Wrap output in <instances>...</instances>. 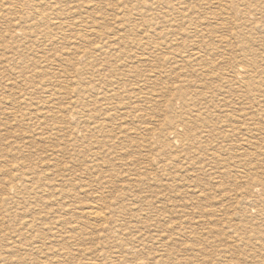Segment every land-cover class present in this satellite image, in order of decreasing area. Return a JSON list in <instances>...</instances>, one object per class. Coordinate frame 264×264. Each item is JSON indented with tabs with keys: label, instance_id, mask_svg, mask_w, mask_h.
Wrapping results in <instances>:
<instances>
[{
	"label": "rangeland",
	"instance_id": "1",
	"mask_svg": "<svg viewBox=\"0 0 264 264\" xmlns=\"http://www.w3.org/2000/svg\"><path fill=\"white\" fill-rule=\"evenodd\" d=\"M163 4L157 0H0V264H264V114L254 117L257 122L247 116L232 119L243 125L229 132L228 123L218 124L217 131L224 135L220 140L229 137L220 147L209 139L202 148L182 143L186 129L198 127L193 112L200 110V118L207 117L203 111L211 109V99L217 104L228 96L243 97L235 105L241 109L248 106L246 99L264 100V0L258 6L253 3L254 7L251 0ZM240 8L249 13L241 14ZM167 28L171 36L165 33ZM199 43L208 69L193 54L202 47ZM246 49L258 50L253 54L257 73L250 84L244 76L251 67L243 66L246 74H238L235 68ZM189 51L194 58L188 54L189 62H184ZM234 68L238 76L230 81L227 76ZM204 74L212 79L204 81ZM211 89L215 98L208 97ZM68 106L74 118L72 112H65ZM165 114L176 117L171 118L175 127L163 125ZM209 127L207 122L195 131L199 135L205 131L206 140ZM217 131L208 134L218 137ZM187 151L191 155L186 157ZM174 173L179 175L176 180ZM249 173L260 182H248ZM89 204L100 206L105 219L98 222L81 214Z\"/></svg>",
	"mask_w": 264,
	"mask_h": 264
},
{
	"label": "bare ground",
	"instance_id": "2",
	"mask_svg": "<svg viewBox=\"0 0 264 264\" xmlns=\"http://www.w3.org/2000/svg\"><path fill=\"white\" fill-rule=\"evenodd\" d=\"M113 1H114V0H113ZM150 1H151V0H150ZM157 1H158V3H164L166 6H167V5L170 6L175 0H157ZM177 1H178V0H177ZM236 1H237V0H236ZM251 1H252V4H251V5H253V7H254V4H255V5L259 4V1H260V0H251ZM185 2H187V1H185ZM191 2H192V1H191ZM245 2H246V1H245ZM248 2H249V1H248ZM152 3H153V2H152ZM178 3H179V2H178ZM233 3H235V2H233ZM246 3H247V2H246ZM249 3H250V2H249ZM253 3H254V4H253ZM164 4H163V5H164ZM176 4H177V3H176ZM244 4H245V3H244ZM203 5H204V4H203ZM240 5H241V3H240ZM248 5H249V4H248ZM171 6H172V5H171ZM181 6H182V5H181ZM241 6H243V5H241ZM241 6H240V7H241ZM257 6H258V5H257ZM262 6H263V8H264V5H262ZM218 7H219V6H218ZM227 7H228V6H227ZM231 7H232V6H231ZM231 7L229 8L230 11H231ZM248 7H249V6H248ZM211 8H212V7H211ZM235 8H237L236 5H235ZM238 8H239V6H238ZM244 8L246 9V7H244ZM161 9H162V8H161ZM168 9H170V7H169ZM168 9H167V10H168ZM225 9H226V8H225ZM245 9H242V11L245 10ZM247 9H248V8H247ZM256 9H259V8H256ZM158 10H160V9H158ZM165 10H166V9H165ZM167 10H166V11H167ZM171 10H172V9H171ZM203 10H204V9H203ZM205 10H206V9H205ZM226 10H228V9H226ZM249 10H251V9H249ZM252 10H253V9H252ZM30 11H31V10H30ZM177 11H178V10H177ZM223 11H224V10H223ZM238 11L240 12V11H241V8H240V10H238ZM238 11H237V12H238ZM242 11H241V12H242ZM245 11L247 12L248 10H245ZM245 11H244V12H245ZM257 11H258V10H257ZM224 12H225V11H224ZM231 12H233V11H231ZM241 12H240V13H241ZM244 12H242V13H244ZM167 13H168V12H167ZM169 13H170V10H169ZM233 13H234V12H233ZM242 13H241V14H242ZM248 13H249V11H248ZM262 13H264V10L262 11ZM262 13H261V15H263ZM153 14H154V13H153ZM183 14H184V13H183ZM226 14H227V13H226ZM251 14H252V13H251ZM259 14H260V13H259ZM229 15L231 16L232 14H229ZM252 15H253V14H252ZM252 15H250V17H251ZM176 16H177V15H176ZM227 16H228V15H227ZM259 16H260V15H259ZM259 16H257V17H259ZM221 17H222V16H221ZM241 17H242V16H241ZM254 17H255V16H254ZM262 17H263V16H262ZM262 17H261L260 19H262ZM232 18H233V16H232ZM246 18H247V16H246ZM251 18H252V17H251ZM167 19H168V15L165 17V20H163V21H165L164 23H166V24L168 23V22H167ZM175 19H176V18H175ZM215 19H216V18H215ZM169 20H170V19H169ZM183 20H184V19H183ZM257 20H258V18H257ZM257 20H256V21H257ZM170 21H172V20H170ZM180 21H181V20H180ZM239 21H240V20H239ZM256 21H254L253 24H254ZM148 22H149V21H148ZM249 22H250V21H249ZM93 24H94V23H93ZM93 24H92V25H93ZM157 24H158V23H157ZM166 24H165V25H166ZM193 24H194V23H193ZM251 24H252V23H251ZM256 24L258 25V23H256ZM256 24H254V26H256ZM261 24H262V22H261ZM150 25H151V24H150ZM182 25H183V24H182ZM198 25H199V24H198ZM162 26H163V25H162ZM168 26H172V25H168ZM206 26H207V25H206ZM220 26H221V25H220ZM251 26H253V25H251ZM262 26H263V25H262ZM150 27H151V26H150ZM158 27H159V26H158ZM183 27H184V26H183ZM187 27H188V26H187ZM187 27H186V28H187ZM203 27L205 28L204 25H203ZM216 27H217V26H216ZM165 28H166V26H165ZM184 28H185V27H184ZM195 28H196V27H195ZM204 28H203V29H204ZM256 28H257V26H256ZM260 28H261V27H260ZM263 28H264V26H263ZM191 29H192V28H191ZM209 29H210V28H209ZM219 29H220V28H219ZM249 29H250V28H249ZM252 29H254V27H253ZM252 29H251V30H252ZM163 30H164V29H163ZM175 30H176V29H175ZM251 30H250V31H251ZM254 30H255V29H254ZM260 30H261V29H260ZM260 30H258V31H260ZM263 30H264V29H263ZM166 31H167V32H166ZM166 31H165V33H166L167 35L169 34V36H171V35H170V32H169V30H168V28H167ZM179 31H180V30H179ZM201 31H202V30H201ZM206 32H208V31H206ZM206 32H205V33H206ZM209 32H210V31H209ZM263 32H264V31H263ZM263 32H262V33H263ZM171 33H172V32H171ZM201 33H202V32H201ZM253 33H255V32H253ZM262 33H261V34H262ZM161 34H162V33H161ZM174 34H175V33H174ZM214 34H215V33H214ZM256 34H257V33H256ZM261 34H260V35H261ZM162 35H164V34H162ZM176 35H177V34H176ZM193 35H194V34H193ZM206 35H207V34H206ZM206 35H205V36H206ZM212 35H213V34H212ZM212 35H211V36H212ZM1 36H2V35H1ZM1 36H0V37H1ZM30 36H31V35H30ZM201 36H202V35H201ZM203 36H204V35H203ZM209 36H210V35H208L207 37H209ZM213 36H214V35H213ZM213 36H212V38H213ZM258 36H259V35H258ZM261 36H262V35H261ZM261 36H260V37H261ZM219 37H220V38H224V37H221V36H219ZM215 38H216V37H215ZM257 38L259 39V37H257ZM163 39H164V38H163ZM202 39H203V38H201V40H202ZM208 39H209V38H208ZM236 39H237V38H236ZM251 39L253 40V38H251ZM255 39H256V38H255ZM261 39H264V38H261ZM211 40H212V41H211ZM211 40H210V41L213 43V39H211ZM217 40H218V39H217ZM240 40H241V39H240ZM259 40H260V39H259ZM166 41H167V40H166ZM169 41H170V40H169ZM204 41H206V39H205ZM221 41H222V40H221ZM226 41H227V40H226ZM236 41H237V40H236ZM244 41H245V40H244ZM246 41H247V40H246ZM195 42H196V41H195ZM207 42H208V41H207ZM207 42H206V43H207ZM228 42H229V40H228ZM230 42H231V41H230ZM250 42H251V41H250ZM260 42H261V41H260ZM57 43H58V42H57ZM129 43H130V42H129ZM223 43H224V42H223ZM245 43H246V42H245ZM254 43H255V42H254ZM140 44H141V43H140ZM174 44H175V43H174ZM192 44H193V43H192ZM194 44H195V43H194ZM199 44H200V43H199ZM199 44H198V46H199ZM208 44H211V43H208ZM219 44H220V43H219ZM226 44H228V43H225V45H226ZM252 44H253V43H252ZM257 44H258V43H257ZM200 45H201V44H200ZM202 45H203V44H202ZM202 45H201V46H202ZM206 45H207V44H206ZM206 45H205V46H206ZM222 45H223V44H222ZM248 45H250V43H248ZM4 46H5V45H4ZM198 46H197V47H198ZM201 46H200V47H201ZM207 46H208V45H207ZM212 46H213V45H212ZM260 46H261V45H260ZM191 47H192V45H191ZM197 47L195 46V47H193V49H194V48H197ZM246 47H247V46H246ZM251 47H252V46H251ZM6 48H7V47H6ZM203 48H204V47L202 46L199 50H198V48H197L196 51H195V49H194V51H193V54H195V56H196V55H199V56H200V57L198 56L199 59L201 58V59L199 60V62H198L199 65H202V63L204 62V61H203V56H202V54L200 55L201 50H202V51L204 50ZM205 48H206V47H205ZM210 48H211V45H210ZM242 48H243V47H242ZM253 48H254V46H253ZM156 49H157V48H156ZM213 49H214V48H213ZM240 49H241V48H240ZM240 49H239V51H240ZM244 49H245V48H244ZM175 50H176V49H175ZM186 50H187V49H186ZM186 50H184V51H186ZM188 50H190L189 47H188ZM197 50H198V51H197ZM205 50H206V49H205ZM233 50H234V49H233ZM262 50H263V49H262ZM184 51H182L181 53H183ZM239 51H238V52H239ZM255 51H256V50H251V49H250V50H248V49L244 50V51H243V58H240V60H239L240 63H241V65L235 66V68L238 70V74H239V73H242V74H246V73H248V74H247V78H246L245 76H244V78H245V81H247V83H249V84L253 81L252 78H253V76H254V73H255V75H256V73H257V72L255 71V70H256L255 68H257V64H258V63H257V58H255V57L253 56V54H254ZM257 51H258V50H257ZM257 51H256V52H257ZM259 51H260V50H259ZM173 52H174V51H173ZM232 52H234V51H232ZM232 52H231V53H232ZM17 53H18V52H17ZM163 53H164V52H163ZM181 53H179V54L181 55ZM186 53H187V52H186ZM203 53H204V52H203ZM205 53H206V51H205ZM236 53H237V51H236ZM257 53H258V52H257ZM259 53H260V52H259ZM263 53H264V52H263ZM173 54H174V53H173ZM176 54H177V53H176ZM188 54H190V51H189V52L187 53V55L185 56L186 59H183L184 62H189L188 60H189V57H190V56H189ZM191 54H192V53H191ZM191 54H190V55H191ZM193 54H192V55H193ZM208 54H209V53H208ZM92 55H93V54H92ZM145 55H146V54H145ZM148 55H151V54H148ZM174 55H175V54H174ZM203 55H204V57H205V54H203ZM206 55H207V54H206ZM261 55H263V54H261ZM67 56H68V55H67ZM77 56H78V55H77ZM82 56H83V55H82ZM86 56H87V55H86ZM146 56H147V55H146ZM177 56H179V55H177ZM183 56H184V55H183ZM256 56H257V55H256ZM56 57H57V56H56ZM150 57H151V56H150ZM150 57H149V58H150ZM171 57H172V56H171ZM246 57H248V58H246ZM253 57H254V58H253ZM138 58H139V57H138ZM143 58H144V57H143ZM146 58H147V57H146ZM151 58H152V57H151ZM151 58H150V59H151ZM172 58H173V57H172ZM193 58H194V55H193ZM206 58H207V57H206ZM208 58H209V57H208ZM212 58H213V57H212ZM218 58H220V57L218 56ZM259 58H261V57L259 56ZM128 59H129V58H128ZM147 59H148V58H147ZM164 59H165V58H164V55H163V60H164ZM170 59H171V58H170ZM174 59H175V58H174ZM191 59H192V58H191ZM191 59H190V60H191ZM145 60H146V59H145ZM152 60H153V59H152ZM154 60H155V58H154ZM168 60H169V59H168ZM175 60H176V59H175ZM194 60H196V59H194ZM210 60H212V59H210ZM220 60H222V57H221ZM142 61H143V60H142ZM192 61H193V60H192ZM192 61H191V64H193ZM202 61H203V62H202ZM208 61H209V60H208ZM260 61H261V60H260ZM263 61H264V59H263ZM139 62H141V61L139 60ZM147 62H148V61H147ZM155 62H156V61H155ZM179 62H180V61H178L177 64H179ZM193 62H195V61H193ZM206 62H207V61H206ZM214 62H215V61H214ZM214 62H213V63H214ZM38 63H39V62H38ZM142 63H143V62H142ZM144 63H145V62H144ZM152 63H153V62H152ZM166 63H167V62H166ZM181 63H182V61H181ZM181 63H180V65H181ZM195 63H196V62H195ZM198 63H196V64L198 65ZM221 63H222V62H221ZM221 63H220V64H221ZM240 63H238V64H240ZM136 64H137V63H136ZM167 64H168V63H167ZM177 64H175V66H176ZM191 64H188V68H189V65H191ZM203 64H205V63H203ZM214 64H215V63H214ZM247 64H248V65H247ZM133 65H134V64H133ZM137 65L140 66L139 63H138ZM137 65H136V66H137ZM146 65H147V64H146ZM157 65H158V63H157ZM180 65H179V67H180ZM183 65H184V64H183ZM186 65H187V64H186ZM205 65H206V67H207V69H208V66H207L208 63L205 64ZM205 65H204V66H205ZM215 65H216V64H215ZM249 65H250V66H249ZM251 65H252V66H251ZM262 65H263V64H262ZM69 66H70V64H69ZM139 66H138V67H139ZM210 66H211V65H210ZM210 66H209V67H210ZM243 66H246V67H248V68L251 67V68H249V71H250V72H246V73H245V71H247L248 69L244 71V69H243L244 67H243ZM263 66H264V65H263ZM194 67H195V66H193V69H194ZM196 67H197V66H196ZM215 67H216V66H215ZM258 67H259V66H258ZM261 67H262V66H261ZM184 68H186V67H184ZM204 68H205V67H204ZM235 68H234L232 71H230L231 73H229V75L227 76L228 79H229V78H232V77H233V78L236 77L235 75H237V74H236L237 70H235ZM263 68H264V67H263ZM40 69H41V68H40ZM193 69H192V70H193ZM195 69H197V68H195ZM200 69H201V68H200ZM212 69H213V67H212ZM218 69H219V68H218ZM188 70H189V69H188ZM192 70H191V72H192ZM197 70H198V69H197ZM216 70H217V68L215 69V72H217ZM258 70H260V67H259ZM261 70H262V69H261ZM30 71H31V70H30ZM30 71H29V72H30ZM193 71H194V70H193ZM200 71L203 72L204 70H203V71L200 70ZM211 71H212V70H211ZM218 71H219V70H218ZM33 72H34V71H33ZM206 72H207V71H206ZM206 72H204V73H206ZM213 72H214V71H213ZM198 73H199V71H198ZM208 73L210 74V72H208ZM208 73H207V74H208ZM211 73H212V72H211ZM249 73H250V74H249ZM260 73H261L260 75H261V77H262V73H263V72H260ZM192 74H193V73H192ZM194 74L197 75L196 72H195ZM199 74H200V73H199ZM213 74H215V73H213ZM38 75H40V73H39V74L37 73L36 77H38ZM41 75H42V74H41ZM204 75H205V74H204ZM215 75H216V74H215ZM226 75H227V74H226ZM258 75H259V74H258ZM34 76H35V75H34ZM202 76H203V75H202ZM216 76H217V75H216ZM218 76H219V75H218ZM218 76H217V77H218ZM223 76H224V75H223ZM237 76H238V75H237ZM240 76H241V75H240ZM263 76H264V75H263ZM18 77H19V76H18ZM18 77H17V78H18ZM39 77H40V76H39ZM47 77H48V76H47ZM197 77L200 78L201 76L199 75V76H197ZM211 77H212V76H211ZM254 77H255V76H254ZM17 78H16V79H17ZM30 78H31V77H30ZM202 78H203V77H201V80H203ZM207 78H208L207 75H205V77H204V81H205ZM215 78H216V77L214 76V79H215ZM219 78H220V76H219ZM237 78H238V77H237ZM257 78H258V76H257ZM257 78H256V79H257ZM6 79H7V78H6ZM20 79H21V78H20ZM26 79H27V78H26ZM36 79H37V78H36ZM38 79H39V78H38ZM38 79H37V80H38ZM42 79H43V78H42ZM209 79H212V78H209ZM209 79H207V80H209ZM214 79H213V80H214ZM222 79H223V77H222ZM225 79H226V78H225ZM246 79H248V80H246ZM256 79H255V80H256ZM259 79H260V77H259ZM17 80L19 81V79H17ZM22 80L25 81V79H22ZM28 80H29V79H28ZM32 80L35 81V77H34V79H32ZM32 80H29V81L32 82ZM152 80H153V79H152ZM187 80H188V79H187ZM216 80H218V79H216ZM226 80H227V79H226ZM229 80H230V79H229ZM251 80H252V81H251ZM29 81H28V82H29ZM126 81H127V80H126ZM197 81H199V79H198ZM210 81H212V80H210ZM230 81H231V80H230ZM238 81H239V80H238ZM256 81H257V80H256ZM261 81H262V79H261ZM263 81H264V80H263ZM16 82H17V81H16ZM22 82H23V81H22ZM206 82H207V81H206ZM208 82H209V81H208ZM208 82H207V83H208ZM214 82H215V81H214ZM233 82H234V81H233ZM235 82H236V81H235ZM240 82H242L241 84H243V81H240ZM12 83H13V82H12ZM17 83H18V82H17ZM23 83H24V82H23ZM25 83H26V82H25ZM183 83H184V82H183ZM204 83H205V82H204ZM204 83H203V84H204ZM229 83H230V82H229ZM237 83H238V82H237ZM254 83H255V81L253 82V84H254ZM7 84H8V83H7ZM15 84H16V83H15ZM15 84H14V85H15ZM21 84H22V83H20L19 85L21 86ZM27 84H28V83H27ZM29 84H30V83H29ZM153 84H154V83H153ZM194 84H195V82H194ZM208 84H209V83H208ZM231 84H232V83H231ZM233 84H234V83H233ZM235 84H236V83H235ZM239 84H240V83H239ZM244 84H245V82H244ZM249 84H248V85H249ZM253 84H252V85H253ZM5 85H6V84H5ZM5 85H4V86H5ZM9 85H10V84H9ZM9 85H8V87H9ZM16 85H17V84H16ZM16 85H15V86H16ZM25 85H26V84H24V86H25ZM161 85H162V83H161ZM205 85H206V83H205ZM237 85H238V84H237ZM248 85H246V86L244 85V86L247 87ZM258 85H259V83H258ZM196 86H197V85H196ZM202 86H203V85H202ZM207 86H208V85H207ZM210 86H211V85H210ZM235 86H236V85H235ZM240 86H241V85H240ZM244 86H243V88H244ZM254 86H255V84H254ZM259 86H261V85H259ZM12 87H13V85H12ZM18 87H19V86H18ZM69 87H70V86H69ZM175 87H177V86H175ZM175 87H173V88H175ZM178 87H179V86H178ZM178 87H177V89H179ZM191 87H192V86H191ZM203 87H204V86H203ZM237 87H238V86H237ZM251 87H252V86H251ZM257 87H258V86H257ZM31 88H32V87H31ZM31 88H30V89H31ZM185 88H186V87H185ZM206 88H207V87H206ZM238 88H239V87H238ZM240 88H242V87H240ZM247 88H248V87H247ZM247 88H246V89H247ZM258 88H259V87H258ZM10 89H11V88H10ZM167 89H168V88H167ZM181 89H182V88H181ZM199 89H200V88H199ZM202 89H203V88H202ZM254 89H255V88H254ZM8 90H9V89H8ZM14 90H16V89H14ZM138 90H139V89H138ZM185 90H186V89H185ZM203 90H205V89H203ZM209 90H210V89H209ZM211 90H212V89H211ZM247 90H248V89H247ZM251 90H252V89H251ZM251 90H249V91H251ZM261 90H262V89H261ZM261 90H260V91H261ZM263 90H264V88H263ZM263 90H262V91H263ZM2 91H3V90H2ZM5 91H6V90H5ZM28 91H29V90H28ZM33 91H34V90H33ZM133 91H134V90H133ZM135 91H136V90H135ZM175 91H176V89H175ZM194 91H195V90H194ZM196 91H200V90H196ZM207 91H208V90H207ZM217 91H218V90H217ZM240 91H241V90H240ZM240 91H239V92H240ZM249 91H248V92H249ZM255 91H256V89H255ZM30 92H31V91H30ZM166 92H167V91H166ZM176 92H178V91H176ZM181 92H182V91L179 90V94H180ZM191 92H192V91H191ZM191 92H189V93H190V94H193V92H192V93H191ZM200 92H201V91H200ZM203 92H204V91H203ZM209 92H210V91H209ZM209 92H208V93H209ZM253 92H254V91H252L251 93L253 94ZM81 93H82V92H81ZM184 93H186V92H184ZM189 93H188V96H189ZM194 93H195V92H194ZM196 93H197V92H196ZM245 93H247V92H245ZM259 93H261V92H259ZM28 94H29V93H28ZM165 94L167 95L168 93H165ZM186 94H187V93H186ZM197 94H198V93H197ZM202 94H203V93H202ZM214 94H216V92L214 93V91L212 90L211 93L208 94V97H209L210 95L213 96ZM261 94H262V93H261ZM163 95H164V94H163ZM163 95H162V96H163ZM166 95H165L164 97H166ZM177 95H178V94H177ZM199 95H201V94H199ZM204 95H205V93H204ZM243 95H245V94H243ZM246 95H247V94H246ZM246 95H245V96H246ZM250 95H251V94H250ZM258 95H259V94H258ZM24 96H25V94H24ZM78 96H79V95H78ZM152 96H153V95H152ZM155 96H156V95H155ZM158 96H159V95H158ZM181 96H182V93H181ZM181 96H180V97H181ZM183 96H184V95H183ZM205 96H206V95H205ZM223 96H224V95H223ZM235 96H236V95H235ZM240 96L242 97V95H240ZM245 96H244V98H245ZM262 96H264V93H263ZM19 97H20V95H19ZM19 97H18V98H19ZM87 97H88V96H87ZM145 97H146V96H145ZM170 97H171V96H170ZM197 97H200V96H197ZM201 97H202V96H201ZM201 97H200V98H201ZM206 97H207V96H206ZM206 97H203V98H206ZM213 97H214V96H213ZM215 97H216V95H215ZM215 97H214V98H215ZM225 97H227V96H225ZM237 97H238V96H237ZM248 97H249V96H248ZM248 97L246 96V98H248ZM22 98H23V96H22ZM22 98H21V99H22ZM25 98H27V97H25ZM190 98H192V97H190ZM193 98H194V97H193ZM203 98H202V99H203ZM210 98H211V96H210ZM227 98H228L227 100H219V102H217V104H216L215 101H213V102H215V105H213V102H211L212 99H211V101H209L210 99L208 98L209 100L207 99L206 101H209V102L211 103V105H210V103H209L211 109H208L207 111H205V110L203 111V109H202L203 112H206V116H207V117H205V118H200V117H202L200 114L203 115V113L200 112V110H195L193 113H194V116L197 117V121H198L197 124H198V127H192V130H191V128H190V129H186V127H184V128L186 129V131L184 130L185 132L183 133L182 143H184L185 145L189 146V148H192L193 146H197V145H198V147L202 148L204 144H209V143H210V144H213V145H218V146L220 145V146H222V143H224L225 140H228L229 137H228V135H227L228 138H226L225 140H222V141L220 140V137H224V135H222V133H220V132L217 131V129H219L218 124H220V123H223V124L228 123L227 125H228V127L230 128V129L228 130V132H229L231 129L235 130L234 128H237V127H240V125H243V123L241 124L240 121H239V122H236L237 120L232 122V121H231L232 119H236V118L238 119V118H242V117H244V116H247L246 118L249 117L248 120H251V119L254 120V119H256V122H257V118H254V117H257V116H258V117H261V116L264 114V110H262V106H264V104L262 105V102H264V100L262 101V100H260V99H258V100H257V99H252V100H249V99H246V100H245V99H243V100H245L246 105H248V106L245 107V106L242 105V109H241V108L239 107L240 105H238V104H243V103H241V102H243V101H242V98H243V97H242V98L239 97L240 100H237V99H236L237 101H241L240 103L237 104L238 107L240 108V109H239L238 107L235 106V105H236V102H237L235 99H233V100H232V99H229V98H230L229 96H228ZM232 98H233V97H232ZM253 98H254V97H253ZM258 98H260V96H258ZM261 98H262V97H261ZM12 99H13V97H12ZM15 99H16V98H15ZM188 99H189V97H188ZM218 99H219V98H218ZM223 99H225V98H223ZM262 99H263V98H262ZM7 100H8V99H7ZM16 100H17V99H16ZM18 100H20V99H18ZM18 100H17V101H18ZM129 100H130V99H129ZM133 100H134V99H133ZM193 100H194V99H193ZM193 100H192V101H193ZM196 100H198V98H196L194 101H196ZM3 101H4V100H3ZM8 101H9V100H8ZM17 101H14V102L16 103ZM20 101H21V100H20ZM23 101L25 102V100H23ZM188 101H189V100H188ZM190 101H191V100H190ZM203 101H205V100H203ZM10 102H12V101H10ZM43 102H44V101H43ZM140 102H141V101H140ZM161 102H162V101H161ZM198 102H199V101H198ZM201 102H202V101H201ZM201 102H200V103H201ZM3 103H4V102H3ZM21 103H22V102H21ZM186 103H187V102H186ZM188 103H189V102H188ZM190 103H191V102H190ZM206 103H207V102H205V104H206ZM18 104H19V102H18ZM22 104H23V103H22ZM22 104H21V105H22ZM129 104H130V103H129ZM160 104H161V103H160ZM184 104H185V103H184ZM191 104H192V103H191ZM194 104H195V103H193L192 105L194 106ZM203 104H204V102H203ZM1 105H2V104H1ZM8 105H9V104H8ZM10 105H11V104H10ZM14 105H15V104H14ZM14 105H13V107H14ZM16 105H17V103H16ZM19 105H20V104H19ZM68 105H69V104H68ZM70 105H72V103H71ZM131 105H132V104H131ZM185 105H186V104H185ZM187 105H188V104H187ZM192 105H191V106H192ZM195 105H197V104H195ZM209 105H208V106H209ZM220 105L225 107V108H224L223 110H221V111H220V107H219ZM22 106H23V105H22ZM203 106H204V105H203ZM203 106L201 105V107H203ZM205 106H207V105H205ZM234 106L236 107V109H233ZM11 107H12V106H11ZM184 107H185V106H184ZM187 107H188V106H187ZM199 107H200V106H199ZM243 107H245V108L243 109ZM5 108H6V107H5ZM9 108H10V107H9ZM19 108H20V107H19ZM188 108H189V107H188ZM188 108H187V109H188ZM204 108H206V107H204ZM207 108H208V107H207ZM0 109H1V108H0ZM14 109H15V107H14ZM49 109H50V108H49ZM53 109H55V108H53ZM164 109H165V108H164ZM166 109H167V108H166ZM180 109H182V107H181ZM180 109H179V111H180ZM187 109H186V110H187ZM190 109H191V108H190ZM194 109H195V108H194ZM194 109H193V110H194ZM196 109H197V108H196ZM228 109H233V110H228ZM263 109H264V108H263ZM2 110H3V109H2ZM15 110H17V109H15ZM18 110H19V109H18ZM18 110H17V111H18ZM21 110H22V109H21ZM65 110H67V111H65V112H72V108H71V106H68ZM73 110H74V109H73ZM186 110L184 111V113L186 112ZM188 110H189V109H188ZM3 111H6V110H3ZM10 111H11V109H10ZM10 111H8V113H9ZM19 111H20V110H19ZM19 111H18V112H19ZM176 111L178 112V110H176ZM50 112H51V111H50ZM57 112H59V111H57ZM181 112H182V110H181ZM189 112H190V110H189ZM13 113H14V112H13ZM19 113H20V112H19ZM60 113H61V112H60ZM73 113H74V111L72 112V114H70V113H69V114H70V116H73V118H74L75 115H74ZM187 113H188V111H187ZM14 114H15V113H14ZM27 114H28V113H27ZM75 114H77V113H75ZM166 114H167V113H166ZM166 114L164 115L163 125H164V126H169V125H171V124L173 125L174 122H175V120H174V122H173V120L171 119V118H173V117H168V116L166 117ZM168 114H169V113H168ZM173 114H174V113H173ZM8 115L10 116V114H8ZM20 115H21V114H20ZM46 115H47V114H46ZM170 115H171V113H170ZM180 115H182V113H181ZM191 115H192V114H191ZM204 115H205V114H204ZM5 116L7 117V114H6ZM11 116H12V115H11ZM21 116H22V115H21ZM77 116H78V115H76V117H77ZM172 116H174V115H172ZM176 116H177V115H176ZM182 116H183V115H182ZM182 116H181V117H182ZM16 117H17V115H16ZM25 117H26V116H25ZM45 117H46V116H45ZM57 117H58V116H57ZM68 117H69V116H68ZM177 117H178V116H177ZM184 117H187V118H188L187 115H184ZM184 117H183V118H184ZM8 118H9V117H8ZM17 118H18V117H17ZM17 118H16V119H17ZM19 118H20V117H19ZM39 118H40V117H39ZM51 118H52V117H51ZM71 118H72V117H71ZM174 118H176V117L174 116ZM174 118H173V119H174ZM190 118L192 119V117H190ZM246 118H244V120H245ZM11 119H12V118H11ZM11 119H10V120H11ZM14 119H15V118H14ZM23 119H24V118H23ZM114 119H115V118H114ZM177 119L179 120V118H177ZM193 119H195V118H193ZM193 119H192V120H193ZM208 119H210V120L208 121ZM258 119H259V120H262L263 118H261V119L258 118ZM53 120H54V119H53ZM60 120H61V119H60ZM94 120H95V119H94ZM187 120H188V119H187ZM187 120H185V121H187ZM242 120H243V118H242ZM4 121H5V120H4ZM12 121H13V120H12ZM14 121H15V120H14ZM14 121H13V122H14ZM18 121H19V119H18ZM23 121H24V120H23ZM23 121H22V122H23ZM185 121H184V123H186ZM188 121H190V120H188ZM194 121H195V120H194ZM263 121H264V120H263ZM15 122H16V121H15ZM19 122H20V121H19ZM19 122H18V123H19ZM39 122H40V121H39ZM94 122H95V121H94ZM179 122H180V120H179ZM181 122H182V120H181ZM207 122L211 124V128L209 127V128H208L209 130L207 129V134H206L207 137L204 136V137L207 138V139H206V140H203L202 134H203L205 131H204L202 134L199 135V133L196 132L195 130H196V129H200V128L202 129L203 126H204L205 124H207ZM246 122H247V121H246ZM250 122H251V121H250ZM254 122H255V120H254ZM56 123H57V122H56ZM79 123H80V122H79ZM84 123H85V122H84ZM86 123H87V122H86ZM188 123H189V122H188ZM195 123H196V122H195ZM251 123H252V122H251ZM263 123H264V122H263ZM94 124H95V123H94ZM176 124H177V123H176ZM176 124H175V125H176ZM244 124H245V123H244ZM253 124H254V123H253ZM56 125H57V124H56ZM78 125H79V124H78ZM86 125H87V124H86ZM190 125H191V124H190ZM190 125H188V126L190 127ZM236 125H237V126H236ZM247 125H249V124H247ZM254 125H255V124H254ZM256 125H257V124H256ZM16 126H17V125H16ZM26 126H27V125H26ZM154 126H155V125H154ZM173 126H174V125H173ZM177 126H178V125H177ZM179 126H182V125L179 124ZM184 126H186V125H184ZM193 126H195V125H193ZM196 126H197V125H196ZM208 126H209V125H208ZM249 126H250V125H249ZM259 126H260V125H259ZM95 127H96V126H95ZM95 127H94V128H95ZM150 127H151V126H150ZM174 127H175V126H174ZM182 127H183V126H182ZM199 127H200V128H199ZM252 127H253V126H252ZM255 127H256V126H255ZM260 127H261V126H260ZM260 127H257V128H260ZM6 128H8V127H6ZM58 128H59V127H58ZM163 128H164V127H163ZM170 128H172V127H170ZM178 128H179V127H178ZM180 128H181V127H180ZM180 128H179V129H180ZM206 128H207V127H206ZM246 128H247V127H243V129H246ZM60 129H61V128H60ZM248 129H249V128H248ZM203 130H204V129H203ZM256 130H257V129H256ZM258 130H259V129H258ZM95 131H96V130H95ZM129 131H130V130H129ZM171 131H172V129H171ZM198 131H199V130H198ZM210 131H212V132H213V131H217V134H218L219 136H218V137L214 136V137L211 138V136H209L210 134H208ZM250 132H251V131H250ZM250 132H249V133H250ZM88 133H89V132H88ZM170 133H173V132H170ZM197 133H198V135H197ZM200 133H201V132H200ZM205 133H206V132H205ZM238 133H239V132H238ZM244 133H245V132H244ZM249 133H248V134H249ZM22 134H24V133H22ZM29 134H30V133H29ZM41 134H42V133H41ZM179 134H181V133H179ZM212 134H213V133H212ZM259 134H260V132H259ZM87 135H88V134H87ZM172 135H173V134H172ZM175 135H176V134H175ZM229 135H230V134H229ZM177 136H179V135H177ZM0 138H1V137H0ZM215 138H216V139H215ZM208 139H209V143H207V142H208ZM179 140H180V138H179ZM216 140H219L220 142H218V141H216ZM24 142H25V141H24ZM178 143H179V142H178ZM180 143H181V142H180ZM235 143H236V142H235ZM26 144H27V143H26ZM26 144H25V145H26ZM99 144H100V143H99ZM184 144H183V147H185ZM100 145H101V144H100ZM180 145H181V144H180ZM98 146H99V145H98ZM218 146H217V147H218ZM220 146H219V147H220ZM167 147H168V146H167ZM213 147H215V146H213ZM217 147H215V148H217ZM16 148H17V147H16ZM77 148H78V147H77ZM165 148H166V147H165ZM186 148H187V147H186ZM207 148H208V147H207ZM227 148H228V147H227ZM24 149H25V148H24ZM192 149H194V148H192ZM204 149H205V148H204ZM217 149H218V148H217ZM219 149H220V148H219ZM14 150H15V149H14ZM18 150H19V149H18ZM186 150H187V149H186ZM200 150H201V149H200ZM202 150H203V149H202ZM79 151H80V150H79ZM182 151H183V150H182ZM182 151H181V152H182ZM191 151H192V152H195V150H194V151H193V150H190V152H191ZM204 151H205V150H204ZM212 151H213V150H212ZM84 152H85V151H84ZM198 152H199V151H198ZM195 153H196V152H195ZM205 153H206V152H205ZM205 153H204V154H205ZM210 153H212V152H210ZM21 154H22V153H21ZM83 154H86V153H83ZM185 154H186V157H187V155H191V153H189V151H187ZM257 154H258V153H257ZM7 155H8V154H7ZM77 155H78V154H77ZM183 155H184V154H183ZM198 155H199V154H198ZM198 155H197V156H198ZM201 155H202V154H201ZM201 155H200V156H201ZM8 156H9V155H8ZM94 156H95V155H94ZM259 156H262V155H259ZM10 157H11V156H10ZM190 157H191V156H190ZM192 157H194V156H192ZM192 157L190 158L189 161H190V162H193L192 164H195V163H194V162H195V161H194L195 158H192ZM195 157H196V156H195ZM183 158H184V157H183ZM188 158H189V157H188ZM38 159H39V158H38ZM50 159H51V158H50ZM54 159H55V158H54ZM186 159H187V158H186ZM15 160H16V159H15ZM51 160H52V159H51ZM56 160H57V159H56ZM179 160H180V159H179ZM184 160H185V158H184ZM189 161H188V162H189ZM199 161H200V160H199ZM0 162H1V161H0ZM3 162H5V161H3ZM39 162H40V161H39ZM39 162H38V163H39ZM41 162H44V161H41ZM47 162H49V160H48ZM52 162H53V161H52ZM52 162H49V163L52 165ZM186 162H187V161H186ZM35 163H36V162H35ZM35 163H33V164H35ZM172 163H173V162H172ZM14 164L16 165V163H14ZM19 164H20V163H19ZM41 164H43V163H41ZM50 164H49V165H50ZM54 164H56V161H55ZM47 165H48V164H46V166H47ZM168 165H169V164H168ZM12 166H14V165H12ZM33 166H34V165H33ZM39 166H41V165H39ZM39 166H38V167H39ZM44 166H45V165H44ZM55 166H56V165H55ZM55 166H54V167H55ZM170 166H171V165H170ZM170 166H169V167H170ZM14 167H17V166H14ZM21 167H22V165H21ZM23 167H24V166H23ZM29 167H30V166H28V168H29ZM35 167H36V166H35ZM96 167H97V166H96ZM169 167H168V168H169ZM28 168H27V169H28ZM47 168H48V167H47ZM157 168H158V167H157ZM160 168H161V167H160ZM190 168H191V167H190ZM2 169H3V168H2ZM18 169H19V168H18ZM18 169H17V172H18ZM35 169H37V168H35ZM51 169H52V168H51ZM51 169H50V170H51ZM19 170H20V169H19ZM37 170H38V169H37ZM46 170H47V169H46ZM48 170H49V169H48ZM48 170H47V171H48ZM155 170H156V169H155ZM4 171H5V170H4ZM8 171H9V170H8ZM13 171H14V170H13ZM29 171H30V170H29ZM38 171H40V170H38ZM10 172H11V171H10ZM14 172H15V171H14ZM25 172H26V171H25ZM27 172H28V171H27ZM33 172H34V171H33ZM33 172H32V173H33ZM71 172H72V171H71ZM173 172H174V171H173ZM183 172H184V171H183ZM11 173H12V172H11ZM18 173H19V172H18ZM18 173H17V174H18ZM22 173H24V172H22ZM42 173H44V172H42ZM47 173H48V172H47ZM168 173H169V172H168ZM170 173H171V172H170ZM177 173H178V170H177ZM8 174H9V173H8ZM13 174L17 175L16 172L13 173ZM13 174H11V175H13ZM19 174H21V173H19ZM27 174H28V173H27ZM33 174H34V173H33ZM36 174H37V173H36ZM64 174H65V173H64ZM73 174H74V173H73ZM98 174H99V173H98ZM249 174H250V173H249ZM249 174H248V178H247V181H248V182L257 183V182L259 181V177H258V176H254L255 174H253V173L250 174V175H249ZM21 175H22V174H21ZM29 175H30V174H29ZM47 175H48V174H47ZM50 175H51V174H50ZM167 175H168V174H167ZM170 175H171V174H170ZM170 175H169V177H171ZM9 176H10V175H9ZM30 176H31V175H30ZM41 176H42V175H41ZM64 176H65V175H64ZM66 176H67V175H66ZM176 176L179 177L178 174H175V173H174V174L172 175V178H175V180H176V179H177ZM180 176H181V173H180ZM188 176H189V175H188ZM19 177H20V176H19ZM43 177H44V176H43ZM43 177H41V178L43 179ZM47 177H48V176H47ZM167 177H168V176H167ZM182 177H184V176H182ZM29 178H30V177H29ZM32 178H33V177H32ZM38 178H40V177H38ZM12 179H13V178H12ZM14 179H15V178H14ZM14 179H13V180H14ZM17 179H19V178H17ZM50 179H51V177H50ZM50 179H48V180H50ZM63 179H64V178H63ZM63 179H62V181H64ZM67 179H68V178H67ZM73 179H74V178H73ZM170 179H171V178H170ZM170 179H169V180H170ZM180 179H182V178H180ZM31 180H33V179H31ZM65 180H66V178H65ZM173 180H174V179H173ZM178 180H179V178H178ZM17 181H18V180H17ZM20 181H21V180H20ZM23 181H24V180H23ZM28 181H29V180H28ZM39 181H41V180L39 179ZM98 181H99V180H98ZM15 182H16V181H15ZM31 182H33V181H31ZM44 182H45V181H44ZM64 182H65V181H64ZM66 182H67V181H66ZM173 182H175V181H173ZM259 182H260V181H259ZM12 183H13V182H12ZM20 183H21V182H20ZM40 183H41V182H40ZM9 184H10V183H9ZM17 184H19V183H17ZM25 184H28V183L25 182ZM29 184H30V183H29ZM41 184H42V183H41ZM41 184H40V185H41ZM54 184H55V183H54ZM59 184H60V183H59ZM10 185H11V184H10ZM33 185H34V184H33ZM38 185H39V184H38ZM38 185H37V186H38ZM246 185H247V186H248V185H251V183H250V184H246ZM12 186H15V185L12 184ZM37 186H36V187H37ZM41 186H42V185H41ZM43 186H44V185H43ZM43 186H42V188H44ZM50 186H51V185H50ZM50 186H49V187H50ZM247 186H246V188H248ZM8 187H9V186H8ZM10 187H11V186H10ZM34 187H35V186H34ZM34 187H33V188H34ZM244 187H245V186H244ZM5 188H6V187H5ZM14 188H15V187H14ZM17 188H18V187H17ZM27 188H29V187H27ZM30 188H31V187H30ZM51 188H52V187H51ZM24 189H26V188H24ZM44 189H46L45 191H47L48 188H44ZM49 189H50V188H49ZM60 189H61V188H60ZM170 189H171V187H170ZM15 190H17V189L15 188ZM18 190H21V191H22V189H18ZM18 190H17V191H18ZM29 190H30V189H29ZM36 190L38 191V190H40V188H39V189L37 188ZM52 190H53V189H52ZM37 191H36V192H37ZM22 192H23V191H22ZM30 192H32V191H30ZM39 192H40V191H39ZM50 192H51V191H50ZM50 192L48 191V193H50ZM12 193L14 194V192H12ZM15 193H17V192H15ZM26 193H27V192H26ZM164 193H165V192H164ZM19 194H20V193H18V195H19ZM32 194H33V193H32ZM40 194H41V193H40ZM44 194H45V193H44ZM14 195H15V194H14ZM14 195H13V196H14ZM21 195H22V194H21ZM28 195H29V194H27V196H28ZM42 195H43V194H42ZM104 195H105V194H104ZM10 196H12V195H10ZM15 196H16V195H15ZM23 196H24V195H23ZM25 196H26V195H25ZM35 196H36V193H35ZM37 196H38V195H37ZM98 196H99V195H98ZM106 196H107V195H106ZM166 196H167V194H166ZM169 196H170V195H169ZM18 197H19V196H18ZM20 197H21V196H20ZM29 197H30V196H28V198H29ZM40 197H41V196H40ZM40 197H39V199H40ZM44 197H45V196H44ZM258 197H259V196H258ZM5 198H6V197H5ZM21 198H23V197H21ZM28 198H27V199L25 198V199L28 200ZM107 198H108V197H107ZM13 199H14V198H13ZM35 199H36V198H35ZM98 199H99V197H98ZM2 200H4L5 203L7 202V201H6L7 199H6V200H5V199H2ZM11 200H12V199H11ZM99 200H100V199H99ZM114 200H115V199H114ZM17 201H18V200H17ZM19 201H20V200H19ZM24 201H25V200H24ZM29 201H31V200H29ZM37 201H38V199H37ZM12 202H13V200H12ZM21 202H22V201H21ZM21 202H20V206H21ZM43 202H44V201H43ZM100 202H101V201H100ZM258 202H260V200H259ZM7 203H8V202H7ZM10 203H11V202H10ZM10 203H9V204H10ZM25 203H26V202H25ZM27 203H28V201H27ZM46 203H47V202H46ZM114 203H115V202H114ZM163 203H164V202H163ZM262 203H263V202H262ZM30 204H31V203H30ZM40 204H41V203H40ZM263 204H264V203H263ZM3 205H5V204H3ZM11 205H12V204H11ZM14 205H15V204H14ZM22 205H23V204H22ZM44 205H45V203H44ZM89 205H90V204H89ZM20 206H19V208L23 207V206H21V207H20ZM13 207H14V206H13ZM27 207H28V206H27ZM32 207H33V206H32ZM32 207H31V209H32ZM40 207H41V206H40ZM85 207H87V206H85ZM175 207H176V206H175ZM46 208H47V206H46ZM1 209H2V208H1ZM14 209H15V208H14ZM16 209H17V207H16ZM22 209H23V208H22ZM29 209H30V208H29ZM38 209H39V208H38ZM44 209H45V208H44ZM44 209H43V210H44ZM83 209H84V208H83ZM261 209H263V208H261ZM19 210H20V209H19ZM45 210H46V209H45ZM127 210H128V209H127ZM12 211H13V209H12ZM37 211H38V210H37ZM47 211H48V210H47ZM129 211H130V210H129ZM4 212H5V211H4ZM32 212H33V211H32ZM45 212H46V211H45ZM131 212H132V211H131ZM261 212H262V210H261ZM29 213H30V212H29ZM80 213H81V214H86L87 217L91 218V219L94 220V221H98V222H99V221H102V220L105 219V217H104V219H103V214H104V213H103V210L100 208V206H96V205H90L89 207H87V208H85L84 210L80 211ZM134 213H135V212H134ZM7 214H8V213H7ZM7 214H6V215H7ZM13 214H14V213H13ZM131 214H132V213H131ZM23 215H24V214H23ZM27 215H28V214H27ZM36 215H37V214H36ZM262 215H264V214H262ZM24 216H25V215H24ZM24 216H23V218H24ZM84 216H85V215H84ZM104 216H105V215H104ZM260 216H261V214H260ZM2 217H4V216H2ZM82 217H83V216H82ZM106 217H107V216H106ZM134 217H135V216H134ZM137 217H138V215H137ZM23 218H22V219H23ZM84 218H85V217H84ZM14 219H16V218H14ZM139 219H140V217H139ZM139 219H138V220H139ZM2 220H3V219H2ZM2 220H1V221H2ZM78 220H79V219H78ZM136 221H137V219H136ZM26 222H27V221H26ZM98 222H97V223H98ZM257 223H258V222H257ZM27 224H28V223H27ZM32 224H33V223H32ZM25 225H26V223H25ZM17 226H18V225H17ZM99 226H100V225H99ZM259 226H260V225H259ZM257 227H258V226H257ZM48 228H49V227H48ZM93 228H94V227H93ZM95 228H96V227H95ZM261 229H262V228H261ZM112 233H113V232H112ZM121 234H122V233H121ZM6 235H7V234H6ZM109 235H110V234H109ZM109 235H108V236H109ZM116 235H117V234H116ZM0 236H1V237H0V239H1V238H2V235H0ZM47 236H48V235H47ZM4 237H5V236H4ZM6 237H7V236H6ZM11 237H12V236H11ZM39 237H41V236H39ZM119 237H120V236H119ZM127 238H128V237H127ZM131 238H132V237H131ZM2 239H3V238H2ZM9 239H10V238H9ZM36 239H37V238H36ZM113 239H114V238H113ZM118 239H119V238H118ZM11 240H12V239H11ZM13 241H15V240H12V243H13ZM129 241H130V240H129ZM8 242H9V241H8ZM123 242H124V241H123ZM126 242H127V241H126ZM134 242H135V240H134ZM2 243H3V242H2ZM2 243H1V244H2ZM121 243H122V242H121ZM136 243H138V242H136ZM129 244L131 245V243H129ZM132 244H135V243H132ZM6 245H7V244H6ZM11 245H13V244H11ZM14 245H15V244H14ZM17 245H20V244H17ZM118 245H119V244H118ZM121 245H122V244H121ZM124 245H125V243H124ZM127 245H128V244H127ZM21 246H22V245H21ZM21 246H20V247L18 246V247L21 249ZM28 246H29V245H28ZM125 246H126V245H125ZM128 246H129V245H128ZM3 247H4V246H3ZM123 247H124V246H123ZM237 247H238V246H237ZM10 248H11V247H10ZM19 248H18V249H19ZM116 248H117V246H116ZM235 248H236V247H235ZM12 249H13V248H12ZM14 249H15V247H14ZM129 249H130V247H129ZM131 249H132V247H131ZM135 249H136V248H135ZM31 250H33V249H31ZM54 250H55V249H54ZM121 250H122V249H121ZM124 250H125V248H124ZM21 251H22V250H21ZM109 251H110V250H109ZM115 251H116V250H115ZM117 251H118V250H117ZM134 251H135V250H134ZM16 252H17V251H16ZM24 252H25V251H24ZM126 252H127V251H126ZM136 252H137V251H136ZM255 252H256V251H255ZM255 252H254V253H255ZM261 252H262V251H261ZM17 253H18V252H17ZM107 253H108V252H107ZM132 253H133V252H132ZM11 254H14V253H11ZM26 254H28V252H27ZM109 254H110V253H109ZM125 254H126V253H125ZM128 254H129V253H128ZM133 254H134V253H133ZM256 254H258V253H256ZM7 255H9V254H7ZM123 255H124V253H123ZM259 255H260V254H259ZM259 255H258V256H259ZM4 256H5V255H4ZM108 256H110V255H108ZM119 256H121V255H119ZM255 256H256V255H255ZM125 257H127V256H125ZM262 257L264 258L263 255H262ZM16 258H17V257H16ZM109 258H110V257H109ZM117 258H118V257H117ZM257 258H258V257H257ZM259 258H261V256H259ZM3 259H4V258H3ZM59 259H60V258H59ZM113 259H114V258H113ZM113 259H111V260H113ZM120 259H121V258H120ZM41 260H42V259H41ZM111 260H109V261H111ZM124 260H125V259H124ZM156 261H159V260H156ZM55 262H56V261H55ZM111 262H112V261H111ZM111 262H110V264H111ZM60 263H61V262H60ZM113 263H116V262H113ZM156 263H157V262H156ZM92 264H93V263H92Z\"/></svg>",
	"mask_w": 264,
	"mask_h": 264
}]
</instances>
